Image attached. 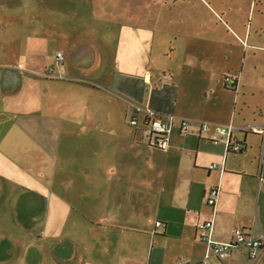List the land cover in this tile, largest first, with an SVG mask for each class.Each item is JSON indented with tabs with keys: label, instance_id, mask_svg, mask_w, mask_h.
I'll return each instance as SVG.
<instances>
[{
	"label": "crops",
	"instance_id": "0c3cea01",
	"mask_svg": "<svg viewBox=\"0 0 264 264\" xmlns=\"http://www.w3.org/2000/svg\"><path fill=\"white\" fill-rule=\"evenodd\" d=\"M235 6L245 10L240 20ZM210 12L206 23L180 26L213 43L219 36L227 49L264 53V0H215ZM122 19L105 84L87 69L0 63V264H203L201 221H213L210 235L218 241H230L235 228L264 234V136L241 130L264 128V100L248 113L227 107L226 92L235 97L239 88L243 97L245 84L236 76V90L225 89V69L208 64L207 51L198 52L197 64L180 66L164 63L162 57H179L162 49L163 66L152 73L158 20L135 26ZM204 25L214 33L201 35ZM171 33L175 41L188 37L177 28ZM256 71L255 64L240 66L249 91L260 90L250 78ZM148 110L175 120L164 149L144 141L140 124L128 123L132 113L141 119ZM227 124L244 145L240 152L209 139L214 125ZM216 187L211 207L205 197ZM208 261L264 264V249L252 259L235 247L229 258Z\"/></svg>",
	"mask_w": 264,
	"mask_h": 264
},
{
	"label": "rangeland",
	"instance_id": "374dc122",
	"mask_svg": "<svg viewBox=\"0 0 264 264\" xmlns=\"http://www.w3.org/2000/svg\"><path fill=\"white\" fill-rule=\"evenodd\" d=\"M212 2L215 0H0V63L18 65L20 68L44 65L50 69L52 66H62L76 74L81 73V68L87 69L91 70L88 72L91 73L90 77L105 84L112 77L111 52L115 48L119 30L124 27L115 24L117 19L128 18L136 23L135 26L143 22L155 23L153 19H156L158 26L156 28L154 24L153 29L156 30L157 43L153 46L155 56L150 63L152 73L154 66L162 67L163 62L180 66L197 64L202 58L198 57V52L207 51L211 55L208 64L215 63L225 69V73L221 74L222 85L226 75L237 76L239 82L245 84L243 97L239 88L235 97L233 92H226L225 97V105L229 107L228 104H233L235 113L241 114L249 111L251 105L261 104L264 100V53L252 57L249 50L243 54L241 48L233 45L227 49L217 43L219 36L213 43L204 37H194L197 35H192L191 25L180 26V21L206 23L211 17ZM244 12L238 7L233 9L234 16L239 20ZM168 21H171L169 26ZM165 22L168 24L164 25ZM174 22L177 25L172 24ZM160 27L165 30L160 32ZM205 27H201V35L214 33L211 27ZM173 28L188 31V37L177 35L175 41L171 36ZM92 48L96 50L97 59L93 56ZM162 49L170 55L176 51L179 62L176 63L175 58L173 62L172 59L161 58ZM80 51L84 54L82 57H79ZM195 52L197 54L190 56ZM57 53L62 55V61L56 58ZM160 58L163 62L159 63ZM253 64L257 66V71L250 76L252 86H261L260 90L249 91L246 88L249 85L244 82L239 70L241 65L249 67ZM95 66L96 69L92 70ZM224 88L231 91L229 86ZM102 95L103 98L111 97L105 90Z\"/></svg>",
	"mask_w": 264,
	"mask_h": 264
},
{
	"label": "built area",
	"instance_id": "2783aa9c",
	"mask_svg": "<svg viewBox=\"0 0 264 264\" xmlns=\"http://www.w3.org/2000/svg\"><path fill=\"white\" fill-rule=\"evenodd\" d=\"M56 58L62 59V55L57 53ZM224 84L230 87V89L236 90L237 77L226 75L223 78ZM137 113H132L128 119V123L131 126H138L140 124V130L144 141L155 148H166L169 140V136L176 125L174 118L170 116H162L153 110H148L141 116ZM178 127L181 131L188 130L187 120H180ZM236 129L232 124L227 125H214L209 139L216 143L221 142L227 151L237 153L244 147L243 143L236 141L232 138V131ZM200 130L207 132L209 130L208 123H201ZM241 130L256 131L262 133L264 136V128L257 125H246ZM216 164H210L209 168H216ZM218 195V188H211L205 197L206 203L213 207ZM213 227L212 220H204L197 224L196 232L199 241L204 242L207 246V251L204 254L203 264H211L208 261L210 256L215 257L218 260H225L230 257L233 248H245L248 250V257L254 258L257 251L264 249V234L252 235L240 228H235L232 231L230 241H218L211 238V230ZM177 264H182L178 262Z\"/></svg>",
	"mask_w": 264,
	"mask_h": 264
}]
</instances>
